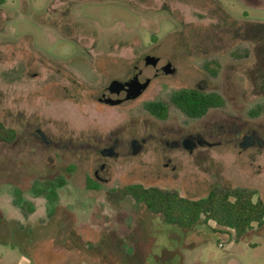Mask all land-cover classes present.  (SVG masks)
Masks as SVG:
<instances>
[{
    "label": "rangeland",
    "instance_id": "rangeland-1",
    "mask_svg": "<svg viewBox=\"0 0 264 264\" xmlns=\"http://www.w3.org/2000/svg\"><path fill=\"white\" fill-rule=\"evenodd\" d=\"M1 25L0 121L17 136L0 140V264H264V224L254 223L240 239L214 221L184 229L124 192L142 184L199 199L213 189L245 187L264 201V148L240 147L234 133L170 155L160 138L137 156L111 159L109 179L91 188L86 178L97 156L85 147L121 118L127 133L140 134L147 125L162 131L175 122L219 133L227 117L234 130L264 138V111L251 114L264 104V0H0ZM70 37L98 46L101 62H116L118 50L125 60L131 49L117 46L133 45L194 73L157 83L148 99L169 103L170 91L197 86L205 65L231 67L234 89L224 106L195 120L172 107L165 119L124 118L117 108L95 106L93 96L80 101L66 75L56 74L78 56ZM40 59L57 61L35 65ZM58 177L63 185L45 188Z\"/></svg>",
    "mask_w": 264,
    "mask_h": 264
},
{
    "label": "flooded vegetation",
    "instance_id": "flooded-vegetation-1",
    "mask_svg": "<svg viewBox=\"0 0 264 264\" xmlns=\"http://www.w3.org/2000/svg\"><path fill=\"white\" fill-rule=\"evenodd\" d=\"M55 31L58 34L60 33L57 29H55ZM0 32L5 33L6 27H2L1 25ZM60 35L62 34L60 33ZM69 39L75 41L77 45H79L78 48H80V50L77 53L78 56L75 57L76 61L67 63V66L56 68V74L66 75V77L64 76L66 83L73 85V90L75 91L74 96L80 99V101L88 100L93 96L95 99V106L103 105L110 108H117L118 114L124 118H135L136 116L140 117L141 115H149L157 119H165L169 115V108L172 107L179 110L188 119L195 120L201 117L197 118L185 113L177 104L175 95L178 92L194 91L197 93L219 95L222 100L221 104L211 107L216 108L225 105V96H229V94L233 92L232 88L234 89V84L230 82L232 74L231 67H223L219 65V70L217 71L205 65V76L201 78L197 86L183 85L180 88L170 91L168 97L169 103H165L160 99H148V92L154 89L155 86H157V83L162 84L171 77H189V75H194V73L185 67L179 68L170 61H163L162 57L148 54V52H145L139 48V46L137 47L133 45L117 46V48L131 49L130 52L132 55H128L125 60H123L124 56H122L120 50H118L115 51L118 57L116 62H101L99 59V53L101 51L98 46L82 44L83 40L80 43L79 40L73 37H70ZM148 55L155 56L158 59L155 61H148ZM40 60V62L34 60L35 65H44V63H48L52 66L51 64L57 61L55 59L49 61L47 59ZM53 69L50 67L48 70L52 71ZM40 76V72H34L35 78H40ZM102 76H105L106 79H108L107 82L101 80ZM217 78H220L221 81V87L219 89L215 85ZM42 79L45 78L43 77ZM113 81H118V84H116L111 90L110 85ZM142 83H146V87L139 95L134 96ZM57 84L59 85V83ZM45 85H49V87L45 88L48 91L52 92L55 90L53 82L47 81L45 82ZM90 85L97 86L91 88ZM74 96L73 98L75 99ZM67 99L73 100L70 97ZM138 101L141 102L139 105L140 110L135 108ZM151 102H163L167 106L166 116L160 117L149 108L148 103ZM211 108H209L208 111ZM95 110H98V108L96 107ZM207 112L203 116H205ZM123 120L121 118L113 127L107 129L105 134H101L97 137H90V142L85 145L86 148L95 150L97 156V167L93 170V179L86 178L87 186L91 188H99L98 186H95L97 183L109 179L108 175L111 173L112 168V164L109 162L111 159H118L122 156L130 155L137 156L144 151L148 142L157 141L158 139L160 140V138L164 139L166 142L167 149H165V152L170 155H173L175 152H182L183 150L192 152L199 146L212 145L213 143L209 139H215L217 135L224 134L230 136L234 133L240 147H242V144L251 142L249 147L258 146L259 148H264V138L256 130H241L239 127H236V130H234V125L232 126L228 122L229 119L227 117L223 118L224 124L220 126V128L223 129L219 133L213 127L208 131L201 133L195 129H186L183 125L175 122L170 126L165 127L162 131H158V129L148 131L147 125V128L143 133L134 134V132H130V130L127 133L126 126L120 124ZM36 131L40 138L45 139L47 143H53L50 138L45 136L40 128ZM92 140L96 143L94 144ZM218 143L221 144L222 142L220 141ZM172 160L173 158L169 157L168 161L163 164L165 170H168ZM174 169L175 168H172V170Z\"/></svg>",
    "mask_w": 264,
    "mask_h": 264
},
{
    "label": "trees",
    "instance_id": "trees-1",
    "mask_svg": "<svg viewBox=\"0 0 264 264\" xmlns=\"http://www.w3.org/2000/svg\"><path fill=\"white\" fill-rule=\"evenodd\" d=\"M175 100L185 113L197 118L222 102L219 95L194 91L178 92ZM148 107L160 117L167 114V106L163 102H151ZM262 111L264 104L254 108L251 114L257 115ZM15 138L16 131L0 121V140L12 142ZM58 181L61 186L65 179L58 177L54 181H48L44 184L45 188L54 192L57 185L53 182ZM124 192L144 203L150 211L160 214L169 224L184 229H189L202 220L205 223L214 221L220 226L233 229L236 238L240 239L254 223L264 224V201L254 200L255 192L245 187L213 189L199 199L183 197L176 191L155 186L146 187L142 184L129 185L124 188Z\"/></svg>",
    "mask_w": 264,
    "mask_h": 264
},
{
    "label": "water",
    "instance_id": "water-1",
    "mask_svg": "<svg viewBox=\"0 0 264 264\" xmlns=\"http://www.w3.org/2000/svg\"><path fill=\"white\" fill-rule=\"evenodd\" d=\"M157 59H158L157 57L152 56V55H148V56H147V60H148V61H155V60H157ZM116 84H118V81H113V82L111 83V85H110V89L112 90L113 87H114ZM146 85H147L146 83H142V84H140V87L138 88V90H137V92L134 94V96L139 95V94L143 91V89L146 87ZM112 101H113V100H112ZM250 144H251V142H248V143L242 144V147H248V146H250Z\"/></svg>",
    "mask_w": 264,
    "mask_h": 264
}]
</instances>
